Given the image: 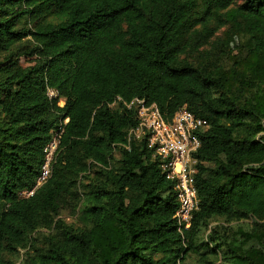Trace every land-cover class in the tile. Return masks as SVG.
Masks as SVG:
<instances>
[{"label":"trees","instance_id":"16d2710c","mask_svg":"<svg viewBox=\"0 0 264 264\" xmlns=\"http://www.w3.org/2000/svg\"><path fill=\"white\" fill-rule=\"evenodd\" d=\"M208 19L245 42L231 49ZM25 40L43 54L36 66L8 51ZM4 51L0 264L26 248L23 264H264V119L254 101L264 81L244 91L240 77L246 53L264 52V0H0ZM134 98L166 120L184 107L207 123L187 229L146 137L128 134L137 117L123 103ZM65 118L50 177L19 197ZM64 209L75 223L59 218ZM40 229L43 246L32 237Z\"/></svg>","mask_w":264,"mask_h":264},{"label":"built area","instance_id":"2783aa9c","mask_svg":"<svg viewBox=\"0 0 264 264\" xmlns=\"http://www.w3.org/2000/svg\"><path fill=\"white\" fill-rule=\"evenodd\" d=\"M46 94L49 98L58 96L53 89H47ZM61 101L63 99L57 102L59 107H62L59 105ZM123 105L126 109H135L137 117V126L129 130V136L146 137L147 147L158 159L165 178L174 185L178 203L174 218L178 228L179 230L187 229L190 226L192 213L197 207L194 184L195 153L200 145L198 133L206 128V121L194 116L184 107L166 120L155 103H147L139 98H134ZM67 121V118L59 121L49 131L48 139L42 150V164L38 177L30 189L18 192L19 197L29 198L50 177L63 133V125Z\"/></svg>","mask_w":264,"mask_h":264},{"label":"rangeland","instance_id":"374dc122","mask_svg":"<svg viewBox=\"0 0 264 264\" xmlns=\"http://www.w3.org/2000/svg\"><path fill=\"white\" fill-rule=\"evenodd\" d=\"M237 1L241 2L242 0ZM207 24L210 27L216 28L215 37L229 41L231 49H234L238 44L245 42L246 40L244 35L236 33L235 30V32L231 30L229 24L220 25L212 19H210ZM7 46L9 48L8 51H11L15 55V58L21 67L36 66L44 59L43 54L37 50H34L28 40ZM8 51L0 53V61H2L3 58L8 54ZM245 58L244 65L241 66L242 71L240 72V77L243 82V89L244 91H247L250 86L260 81H264V52L251 51L246 53ZM254 101L256 110L264 119V99L257 97ZM59 105L63 106L64 100L61 101ZM59 218L68 224H73L76 222L75 211L73 209L61 210ZM247 222L248 221L235 224L245 225ZM48 234V230L40 229L38 232L32 234V237L36 238L38 246H43L44 237ZM26 251L27 248L19 250L18 257L16 256L12 260L13 264H23ZM186 263L192 264L193 258L187 259Z\"/></svg>","mask_w":264,"mask_h":264}]
</instances>
